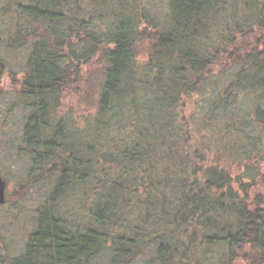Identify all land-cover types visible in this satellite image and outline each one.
<instances>
[{"label": "trees", "instance_id": "1", "mask_svg": "<svg viewBox=\"0 0 264 264\" xmlns=\"http://www.w3.org/2000/svg\"><path fill=\"white\" fill-rule=\"evenodd\" d=\"M162 1L6 6L0 98L20 73L31 162L19 188L52 186L23 249L0 230V264H264V0ZM94 61L79 122L63 102Z\"/></svg>", "mask_w": 264, "mask_h": 264}, {"label": "rangeland", "instance_id": "2", "mask_svg": "<svg viewBox=\"0 0 264 264\" xmlns=\"http://www.w3.org/2000/svg\"><path fill=\"white\" fill-rule=\"evenodd\" d=\"M14 1L0 0V50H4L7 43L6 38L9 31L7 26H9L10 20L8 16L13 14V10L11 13L6 11V6L11 8L10 4L14 6ZM152 1L156 6L163 4L162 0ZM236 19H240V17L236 15L233 20ZM10 57L12 70L21 71V67L25 64L24 53H13ZM92 70L84 72L82 79L68 92L63 102L65 112L75 116L79 122H83L81 120H85L86 116L96 109V80L102 72L100 64H96L94 61ZM19 74L7 76L1 83L4 93L0 98V173L5 177L7 184V198L5 203L0 206V230L3 232L2 235L4 234L9 239L11 248L15 252L23 249L29 233L35 229L37 208L41 206L52 186L51 181L38 178L33 181L32 185L26 184L23 191L19 188L23 178L29 174L27 171L30 169L31 163L28 159L26 160L24 155H19L16 150V146L21 141L26 112L24 107L19 104V100L17 102L16 94H18L21 82ZM202 95L195 94L188 99L186 104L188 118ZM205 129L203 124H199V126L191 124V131L194 136L197 135L196 138L200 139ZM263 172L264 170H261V173ZM35 174L38 172L35 171ZM260 179L257 181L256 188H252L250 192L253 196H255V190H258ZM236 264H244V262L239 259Z\"/></svg>", "mask_w": 264, "mask_h": 264}, {"label": "water", "instance_id": "3", "mask_svg": "<svg viewBox=\"0 0 264 264\" xmlns=\"http://www.w3.org/2000/svg\"><path fill=\"white\" fill-rule=\"evenodd\" d=\"M7 184L4 176L0 173V206L1 204L5 203L7 195Z\"/></svg>", "mask_w": 264, "mask_h": 264}]
</instances>
